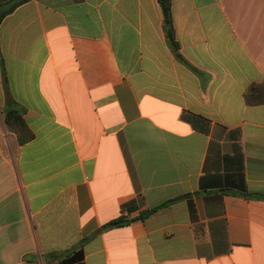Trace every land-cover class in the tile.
<instances>
[{
  "label": "crops",
  "instance_id": "0c3cea01",
  "mask_svg": "<svg viewBox=\"0 0 264 264\" xmlns=\"http://www.w3.org/2000/svg\"><path fill=\"white\" fill-rule=\"evenodd\" d=\"M171 1L172 27L158 0H26L3 17L0 264L80 246L73 264H264V102L247 100L264 86V0ZM16 104L24 145L3 113Z\"/></svg>",
  "mask_w": 264,
  "mask_h": 264
},
{
  "label": "trees",
  "instance_id": "16d2710c",
  "mask_svg": "<svg viewBox=\"0 0 264 264\" xmlns=\"http://www.w3.org/2000/svg\"><path fill=\"white\" fill-rule=\"evenodd\" d=\"M158 1L163 11L165 24L167 26L172 27V1L171 0H158ZM24 2H26V0L17 2L9 10L5 11L0 17V23L4 16L11 13L15 8H17L20 4ZM167 38H168L170 47L173 49L178 60L181 63L187 64L184 58L179 53L180 47H179L178 42L175 39L172 29L168 31ZM4 79H5V82H7L5 72H4ZM260 93H264V86H258V85L253 86L247 94L248 102L249 103H263L264 98H260V96H258ZM3 113L5 114V122H6L8 130L11 133L16 135L20 145L29 143L34 139L35 135L32 132V130L29 128L27 122L25 121V118H24L25 110L23 108L19 107V105L16 104L14 106L6 107V109L3 110ZM165 206H167V204L161 207L152 209L150 211L144 212L142 213L141 218L145 219L148 216H151L152 214L157 212L160 208L165 207ZM125 223L126 222L124 220H119V221L106 225L103 228V230L107 228H111V227L122 226ZM83 259H84L83 247L80 246V248L76 250L72 256L68 257L66 260H64L60 264H73V263L81 262L83 261Z\"/></svg>",
  "mask_w": 264,
  "mask_h": 264
},
{
  "label": "water",
  "instance_id": "95a60500",
  "mask_svg": "<svg viewBox=\"0 0 264 264\" xmlns=\"http://www.w3.org/2000/svg\"><path fill=\"white\" fill-rule=\"evenodd\" d=\"M170 27H167V29H169Z\"/></svg>",
  "mask_w": 264,
  "mask_h": 264
}]
</instances>
